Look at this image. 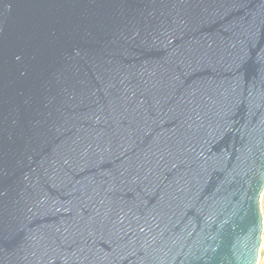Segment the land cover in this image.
<instances>
[{
  "label": "water",
  "instance_id": "water-1",
  "mask_svg": "<svg viewBox=\"0 0 264 264\" xmlns=\"http://www.w3.org/2000/svg\"><path fill=\"white\" fill-rule=\"evenodd\" d=\"M264 0H0V264H260Z\"/></svg>",
  "mask_w": 264,
  "mask_h": 264
},
{
  "label": "built area",
  "instance_id": "built-area-1",
  "mask_svg": "<svg viewBox=\"0 0 264 264\" xmlns=\"http://www.w3.org/2000/svg\"><path fill=\"white\" fill-rule=\"evenodd\" d=\"M262 209L264 212V193H263V197H262ZM261 263L264 262V252L261 254Z\"/></svg>",
  "mask_w": 264,
  "mask_h": 264
},
{
  "label": "rangeland",
  "instance_id": "rangeland-1",
  "mask_svg": "<svg viewBox=\"0 0 264 264\" xmlns=\"http://www.w3.org/2000/svg\"><path fill=\"white\" fill-rule=\"evenodd\" d=\"M263 214H264V212H263ZM264 252V245H263V249H262V253ZM260 264H264V262H260Z\"/></svg>",
  "mask_w": 264,
  "mask_h": 264
}]
</instances>
